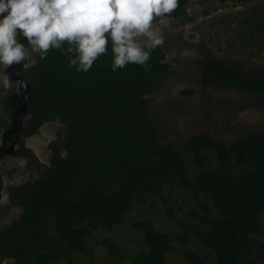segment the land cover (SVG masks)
Returning a JSON list of instances; mask_svg holds the SVG:
<instances>
[{"label":"trees","instance_id":"obj_1","mask_svg":"<svg viewBox=\"0 0 264 264\" xmlns=\"http://www.w3.org/2000/svg\"><path fill=\"white\" fill-rule=\"evenodd\" d=\"M191 2L178 0L163 18L191 21ZM254 12L249 33L264 46V9ZM165 58L158 46L148 71L128 64L115 72L110 53L88 72L69 68L59 50L38 58L27 75L33 123L57 120L64 137L54 143L52 166L38 165L39 177L19 195L22 213L0 233V256H15L17 264H96L89 245L95 232L128 218L143 239L129 264H171L178 256L190 264H264V133L230 142L208 134L160 142L144 108L170 74ZM197 65L215 87L264 94V77H248L226 60L207 55ZM159 201L164 209L155 208ZM136 207L146 212L140 220L132 215ZM158 212L176 226L158 228L148 215ZM97 244L107 258L126 257L112 237Z\"/></svg>","mask_w":264,"mask_h":264},{"label":"rangeland","instance_id":"obj_2","mask_svg":"<svg viewBox=\"0 0 264 264\" xmlns=\"http://www.w3.org/2000/svg\"><path fill=\"white\" fill-rule=\"evenodd\" d=\"M198 1L192 0L188 8L193 18L191 21L180 23L171 18L154 20L164 35V44L159 47L170 64V74L148 96L144 114L153 123L162 143L202 134H208L214 140L230 142L247 138L252 132L264 133V94L215 87L202 80L197 65L200 58L211 55L226 60L248 77H264V46L255 45L249 33L251 13L257 10L254 12L257 14L263 10L264 0L246 4L206 2L203 6H199ZM33 57L37 58L36 54ZM183 92L191 93L184 95ZM39 133L40 141L34 145L36 160L41 165L49 166L53 160L50 142L64 137L63 126L57 121L49 122L41 127ZM36 167L31 159L6 156L0 161V177L4 183L3 197L0 199V232L22 213L18 197L37 176ZM182 199L183 196L179 201ZM155 208L164 209V206L159 201ZM138 213L139 220L146 214L136 207L132 215ZM175 214L187 219L178 210H175ZM148 215L158 228L172 229L176 226L177 220L160 212L154 216L151 213ZM95 233L96 237L91 239L89 245L95 251L96 264H129L131 251L139 250L138 244L143 241L142 234L133 228V221L128 218L124 225L116 226L110 232L100 229ZM261 233L264 234V226ZM106 237L114 238L126 257L107 258L106 250L97 244L98 240ZM88 260L87 257L81 258L83 263ZM170 261L171 264H190L181 256L171 257Z\"/></svg>","mask_w":264,"mask_h":264},{"label":"clouds","instance_id":"obj_3","mask_svg":"<svg viewBox=\"0 0 264 264\" xmlns=\"http://www.w3.org/2000/svg\"><path fill=\"white\" fill-rule=\"evenodd\" d=\"M178 6V0H0V85L25 86L9 69L34 63L59 50L69 68L88 72L111 54L110 70L128 64L151 67L152 50L164 44L154 24ZM0 264H17L0 256Z\"/></svg>","mask_w":264,"mask_h":264},{"label":"flooded vegetation","instance_id":"obj_4","mask_svg":"<svg viewBox=\"0 0 264 264\" xmlns=\"http://www.w3.org/2000/svg\"><path fill=\"white\" fill-rule=\"evenodd\" d=\"M37 60L38 57L34 63L9 69L10 72L14 73L13 79L22 81L26 86L5 89L0 85V161L6 156L33 160L35 166L37 165L38 174L31 181L39 177L38 164L40 162L36 160L37 154H35L34 145L40 141V129L49 122L57 121L43 120L40 124L33 123L36 117L29 105L31 88L27 82V75L34 64L37 63ZM58 139L56 138L50 142V148L53 152L52 164L54 163V143ZM52 164L49 166L42 165L51 167ZM2 181L0 177V199L3 197L4 190Z\"/></svg>","mask_w":264,"mask_h":264},{"label":"water","instance_id":"obj_5","mask_svg":"<svg viewBox=\"0 0 264 264\" xmlns=\"http://www.w3.org/2000/svg\"><path fill=\"white\" fill-rule=\"evenodd\" d=\"M24 85H25V83H24ZM26 86V85H25Z\"/></svg>","mask_w":264,"mask_h":264}]
</instances>
